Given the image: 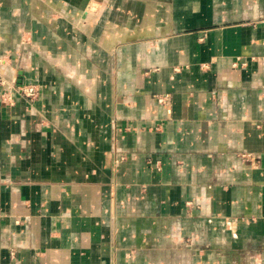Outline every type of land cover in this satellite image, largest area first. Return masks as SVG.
Masks as SVG:
<instances>
[{
	"label": "crops",
	"instance_id": "0c3cea01",
	"mask_svg": "<svg viewBox=\"0 0 264 264\" xmlns=\"http://www.w3.org/2000/svg\"><path fill=\"white\" fill-rule=\"evenodd\" d=\"M0 93V264H264V0H0Z\"/></svg>",
	"mask_w": 264,
	"mask_h": 264
},
{
	"label": "built area",
	"instance_id": "2783aa9c",
	"mask_svg": "<svg viewBox=\"0 0 264 264\" xmlns=\"http://www.w3.org/2000/svg\"><path fill=\"white\" fill-rule=\"evenodd\" d=\"M16 93L25 100H33L38 95V90L33 85H20L15 88ZM7 94L0 93V102H10V99L6 97Z\"/></svg>",
	"mask_w": 264,
	"mask_h": 264
}]
</instances>
